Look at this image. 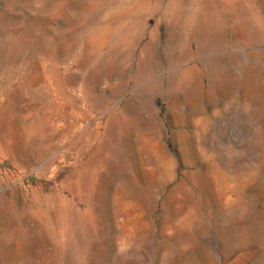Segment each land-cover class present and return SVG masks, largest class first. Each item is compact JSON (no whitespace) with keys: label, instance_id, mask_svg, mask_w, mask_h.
<instances>
[{"label":"rangeland","instance_id":"1","mask_svg":"<svg viewBox=\"0 0 264 264\" xmlns=\"http://www.w3.org/2000/svg\"><path fill=\"white\" fill-rule=\"evenodd\" d=\"M0 264H264V0H0Z\"/></svg>","mask_w":264,"mask_h":264}]
</instances>
